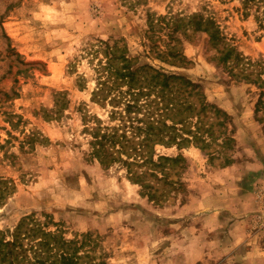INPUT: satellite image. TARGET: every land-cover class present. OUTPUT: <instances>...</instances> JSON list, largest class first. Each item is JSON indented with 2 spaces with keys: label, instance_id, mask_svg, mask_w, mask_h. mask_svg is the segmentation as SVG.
Instances as JSON below:
<instances>
[{
  "label": "rangeland",
  "instance_id": "374dc122",
  "mask_svg": "<svg viewBox=\"0 0 264 264\" xmlns=\"http://www.w3.org/2000/svg\"><path fill=\"white\" fill-rule=\"evenodd\" d=\"M121 56L200 93L174 143L108 166L97 135H145L127 84L96 96ZM24 219L79 264H264V0H0V230Z\"/></svg>",
  "mask_w": 264,
  "mask_h": 264
},
{
  "label": "trees",
  "instance_id": "16d2710c",
  "mask_svg": "<svg viewBox=\"0 0 264 264\" xmlns=\"http://www.w3.org/2000/svg\"><path fill=\"white\" fill-rule=\"evenodd\" d=\"M114 57L117 59L116 54ZM121 59L124 62L121 67L109 62L108 70L111 74L108 80L101 82L102 88L95 91L96 96L105 90L114 92L120 88L121 83L127 84L128 89L125 93L132 97L125 103L124 111L129 115L138 114L142 109L144 110V107L147 108L146 111L144 110L145 118L138 120L142 122V125L137 127L134 123L132 125L138 129L139 134L144 133L145 135L137 142L128 138L125 131L119 134L118 129H115L113 133L104 132L100 137L97 135L94 142L97 147L96 154L102 163L108 166L118 160L115 149L111 150L117 144H122L126 153H129L127 148L131 146L130 149L135 155L143 157L145 148L149 147L152 142L162 144L165 142V137L169 135L174 143L178 136L177 125L182 124L185 127V123L190 121V116L197 110L196 101L183 98L182 95L184 92L188 96L200 93L195 91L198 86L183 76L167 75L152 66H137L124 56H121ZM154 90H157L155 94L157 99L139 103L142 96H150ZM122 93L123 91L115 93L110 101L118 104L117 96ZM201 105L200 112L205 111L207 103L204 99H201ZM169 112L175 115L171 117ZM177 115L178 118H175ZM166 116L175 118L177 121L173 119L171 125L165 123ZM166 160L176 162L179 158H166ZM147 161H150L149 157L144 159V163ZM7 233V231L0 230V264H79L81 259L77 246L74 251L70 250L76 244L75 241H68L59 232L47 230L38 223L31 225L27 219L17 226L12 237H7Z\"/></svg>",
  "mask_w": 264,
  "mask_h": 264
}]
</instances>
